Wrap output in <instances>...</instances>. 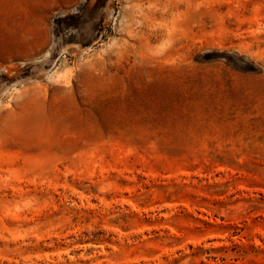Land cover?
Instances as JSON below:
<instances>
[{"label":"rangeland","instance_id":"obj_1","mask_svg":"<svg viewBox=\"0 0 264 264\" xmlns=\"http://www.w3.org/2000/svg\"><path fill=\"white\" fill-rule=\"evenodd\" d=\"M0 264H264V0H0Z\"/></svg>","mask_w":264,"mask_h":264}]
</instances>
